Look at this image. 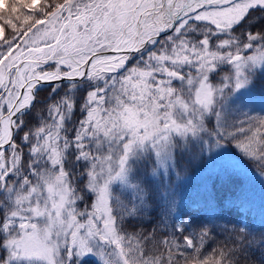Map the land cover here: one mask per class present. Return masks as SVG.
I'll use <instances>...</instances> for the list:
<instances>
[{
  "label": "snow or ice",
  "instance_id": "obj_1",
  "mask_svg": "<svg viewBox=\"0 0 264 264\" xmlns=\"http://www.w3.org/2000/svg\"><path fill=\"white\" fill-rule=\"evenodd\" d=\"M259 80L264 0H0V264H264L182 164L264 176Z\"/></svg>",
  "mask_w": 264,
  "mask_h": 264
},
{
  "label": "trees",
  "instance_id": "obj_2",
  "mask_svg": "<svg viewBox=\"0 0 264 264\" xmlns=\"http://www.w3.org/2000/svg\"><path fill=\"white\" fill-rule=\"evenodd\" d=\"M254 92L264 95V80L257 81ZM260 109L257 111L259 114ZM246 160L248 167L254 171H260L252 162ZM193 166V165H192ZM210 187L215 185L213 191L215 193V210L221 214L225 220L233 219L234 217L243 216L256 228L261 227L262 213H264V203L256 198L252 193L247 191L243 186L242 178L237 182L225 181L219 175L210 178ZM202 193V188L192 192L184 193L185 199L189 204L187 211H191V203L199 199Z\"/></svg>",
  "mask_w": 264,
  "mask_h": 264
},
{
  "label": "rangeland",
  "instance_id": "obj_3",
  "mask_svg": "<svg viewBox=\"0 0 264 264\" xmlns=\"http://www.w3.org/2000/svg\"><path fill=\"white\" fill-rule=\"evenodd\" d=\"M254 95L256 97L264 96L257 92H254ZM253 107L256 109L254 114H257L260 105L257 103ZM226 151L230 158L228 171L213 174L211 178L219 175V177L227 182H237L241 176L243 186L247 188V191L264 203V176L261 175L260 171H254L248 167L245 158L235 149L234 145H226ZM182 164L187 168L190 180V183L184 189V193L199 190L203 188L204 184H210V174L207 170L208 165L206 163H189L187 160H184Z\"/></svg>",
  "mask_w": 264,
  "mask_h": 264
}]
</instances>
